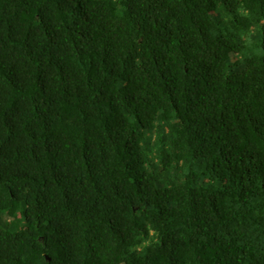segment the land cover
Here are the masks:
<instances>
[{
	"label": "trees",
	"instance_id": "1",
	"mask_svg": "<svg viewBox=\"0 0 264 264\" xmlns=\"http://www.w3.org/2000/svg\"><path fill=\"white\" fill-rule=\"evenodd\" d=\"M0 264H264V0H0Z\"/></svg>",
	"mask_w": 264,
	"mask_h": 264
}]
</instances>
